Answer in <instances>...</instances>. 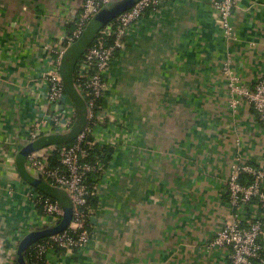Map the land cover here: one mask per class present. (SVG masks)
I'll list each match as a JSON object with an SVG mask.
<instances>
[{
  "label": "crops",
  "instance_id": "obj_1",
  "mask_svg": "<svg viewBox=\"0 0 264 264\" xmlns=\"http://www.w3.org/2000/svg\"><path fill=\"white\" fill-rule=\"evenodd\" d=\"M83 1L0 0V264H9L14 238L38 230L15 157L41 120L42 65ZM213 1L166 2L131 30L108 70L119 114L107 126L119 145L99 184L95 236L84 252L49 264H227L210 245L235 212L226 182L236 164L264 169V130L222 67L229 61L249 88L264 79V0H238L230 37Z\"/></svg>",
  "mask_w": 264,
  "mask_h": 264
},
{
  "label": "built area",
  "instance_id": "obj_2",
  "mask_svg": "<svg viewBox=\"0 0 264 264\" xmlns=\"http://www.w3.org/2000/svg\"><path fill=\"white\" fill-rule=\"evenodd\" d=\"M109 1L84 0L77 19H74L73 31L64 38L60 48L51 51L52 57L42 65L39 76L43 98L37 100L36 104L41 120L32 125L25 144L50 134H66L73 127L77 113L65 93L61 79L62 58L67 48L80 39L94 15ZM173 1L181 0H140L131 9L101 28L78 61L73 82L86 103L87 120L83 131L71 145H62L58 150L57 166L49 164V157L52 151L56 150V146H49L29 155L25 162V168L29 173L41 175L49 185L62 190L68 196L72 209L71 221L66 230L32 245L33 261L44 260L49 264L48 258L55 256L57 249L79 253L84 252L92 242L95 230L89 221L92 215L97 213V209L93 211L88 208V198L91 195H98L99 184L105 175L103 177L102 173L101 180L91 190L87 180L97 168L84 162V159L88 156V146L116 148L119 145L118 132H115L113 125L107 126L114 124L111 118L119 114V102L111 90L108 70L123 54L125 38L142 16L147 11H157L164 3ZM212 6L221 31L230 37L231 18L238 7V0H214ZM222 74L228 81L230 93L246 99L264 130V79L257 80L250 88L242 85L239 77L232 71L229 61L223 65ZM125 123L124 118L120 119L119 124L123 126L119 131L121 136L127 132ZM110 130H114L111 135L108 134ZM241 174L254 178L253 183L242 184ZM26 186L34 217L39 216L41 220L35 227L39 230L55 226L63 216L62 205L50 197L40 195L30 185ZM225 195L228 205L235 212L229 221L217 229L210 243L211 247L225 250L227 264H264V258L261 257L264 251V169L252 168L241 163L232 166L226 182ZM249 208L258 209V212L249 216V213L246 214ZM34 230L30 227V232ZM25 235H19V239ZM10 244L14 245L13 256L8 262L12 264L19 242L13 240Z\"/></svg>",
  "mask_w": 264,
  "mask_h": 264
},
{
  "label": "water",
  "instance_id": "obj_3",
  "mask_svg": "<svg viewBox=\"0 0 264 264\" xmlns=\"http://www.w3.org/2000/svg\"><path fill=\"white\" fill-rule=\"evenodd\" d=\"M139 1L140 0H110L86 25L80 39L68 47L64 53L60 66V75L64 89L72 101L77 113L76 121L73 127L66 134H50L42 136L33 142L27 143L23 145L16 154V170L22 180L34 189H41L44 192L52 193L54 200L58 201L62 205L63 209V216L55 226L34 230L21 239L16 249V259L18 264H25L23 255L26 249L32 244L38 240L66 230L71 221L72 212L68 196L62 190L49 185L41 175H32L29 173L25 168L26 159L29 155L43 148L65 145L70 142L71 139L76 138L83 131L87 120V109L84 99L74 86V67L82 54L90 46L99 30L116 19L120 14L131 9ZM95 220V217L90 218V222L92 223H95Z\"/></svg>",
  "mask_w": 264,
  "mask_h": 264
},
{
  "label": "trees",
  "instance_id": "obj_4",
  "mask_svg": "<svg viewBox=\"0 0 264 264\" xmlns=\"http://www.w3.org/2000/svg\"><path fill=\"white\" fill-rule=\"evenodd\" d=\"M76 19H77V17H76ZM83 54H82V56H83ZM82 56L80 57V59L82 58ZM78 61H77V63H78ZM77 63H76V65H77ZM75 71H76V66L74 67L73 74L75 73ZM65 93H66V91H65ZM66 95L68 96L67 93H66ZM74 140H75V138L71 139L70 142L66 143V145H63V146L71 145ZM61 147H62V145H57L56 150L52 151L51 156L49 157V164L51 166H57L58 165L57 153ZM115 153H116V150H114V148H112L110 146H98V145L88 146V156L86 159H84V162L90 163V164L96 166V168H97V171L92 173L91 175H89L88 180H87V185L90 187L91 190L97 183H99V181L102 177V173L105 171L106 167L111 162L113 155ZM253 181H254V178H252L249 175H246V174L240 175V182L244 185H250L253 183ZM35 191L37 193H39L40 195H43L45 197H52V193L44 192L41 189H35ZM98 204H99V200H98V197L96 195H91L88 198V208H90L91 210L95 211L98 207ZM41 240H38V241H41ZM32 245L26 249V251L23 255L25 264H46L44 260L33 261V259H32V254H33ZM63 252H64L63 250L57 249L55 254L60 255ZM261 257L264 258V251L261 253ZM12 264H18L17 259H16V252H15V259L13 260Z\"/></svg>",
  "mask_w": 264,
  "mask_h": 264
},
{
  "label": "rangeland",
  "instance_id": "obj_5",
  "mask_svg": "<svg viewBox=\"0 0 264 264\" xmlns=\"http://www.w3.org/2000/svg\"><path fill=\"white\" fill-rule=\"evenodd\" d=\"M130 34V33H129ZM127 35L126 36V38H125V42L127 43V39H128V37L130 36V35ZM125 47H126V44H125ZM43 129V128H42ZM113 148V147H112ZM115 155V154H114ZM114 155H113V157H114ZM27 192H28V189H27ZM31 207V206H30ZM29 218H30V221L32 222V221H34V224H38V223H40L41 222V220H40V217L39 216H37V217H34L33 218V216H32V214H31V209H29ZM30 233V229L28 228V229H26L25 230V232H24V234H29ZM25 235V236H26ZM18 242H20L21 241V239H19V237H16L15 238Z\"/></svg>",
  "mask_w": 264,
  "mask_h": 264
}]
</instances>
